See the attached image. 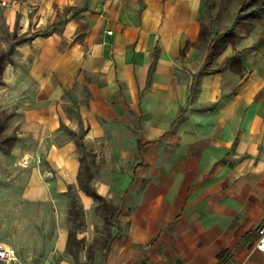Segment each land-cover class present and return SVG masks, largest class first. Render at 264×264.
Wrapping results in <instances>:
<instances>
[{
	"label": "crops",
	"instance_id": "crops-1",
	"mask_svg": "<svg viewBox=\"0 0 264 264\" xmlns=\"http://www.w3.org/2000/svg\"><path fill=\"white\" fill-rule=\"evenodd\" d=\"M18 1L2 8L6 24L49 34L17 43H26L31 69L14 79L40 82L50 130L62 123L76 135L63 149L48 141L38 151L57 173L59 204L64 174L85 212L78 248L65 214L48 254L59 264L99 257L87 247L104 220L79 185L84 165L117 211L106 264H264L255 247L264 222V43L253 31L238 38L243 20L234 45L206 67L219 71L201 72L210 48L201 29L211 38L227 32L248 0ZM231 1L237 9L228 16ZM237 53L238 73L223 66ZM0 55L4 80L19 64ZM67 92L76 101L64 111L57 101ZM0 243L15 252L0 264H30L19 245Z\"/></svg>",
	"mask_w": 264,
	"mask_h": 264
},
{
	"label": "rangeland",
	"instance_id": "rangeland-1",
	"mask_svg": "<svg viewBox=\"0 0 264 264\" xmlns=\"http://www.w3.org/2000/svg\"><path fill=\"white\" fill-rule=\"evenodd\" d=\"M227 7L229 16L237 9V4L231 1ZM4 12L0 7V53H7L4 61L17 57L15 64L19 66L14 65L9 77L4 80L3 73L0 75V186L5 188L0 189L4 201L0 208V240L19 245L25 262L59 264V259L51 257L47 251L52 245L56 222L66 214L70 235L68 242L72 250L73 237L85 225V212L79 203L75 185L67 183L64 174L61 179L70 186L67 185L66 198L59 204L56 200L59 196L53 194L56 191L53 181L57 179V173L38 151L41 146L48 148V141L63 149L75 140L76 135L62 123L55 126V130H50V118L42 115L50 106V94L41 87L40 82L33 83L29 77L19 82L14 79L17 78L18 69H31V59L24 58L25 52L21 50L26 43H17L37 36L47 37L49 30L24 33L18 24L11 28L6 24ZM252 31L256 32L255 41L259 39L257 42L264 43V12L260 18L247 17L237 28V36L244 37ZM255 44L252 46L254 49L258 45ZM73 97L72 92L64 93L57 103L65 111L69 101H76ZM42 143H46V146ZM55 146H51V150H55ZM76 151L79 152L77 147ZM95 202L98 203L95 214L103 218L104 224L101 228L95 226V241L87 247L96 249L99 257L87 258V264H101L105 260L117 213L107 203ZM73 260L78 261V258Z\"/></svg>",
	"mask_w": 264,
	"mask_h": 264
},
{
	"label": "trees",
	"instance_id": "trees-1",
	"mask_svg": "<svg viewBox=\"0 0 264 264\" xmlns=\"http://www.w3.org/2000/svg\"><path fill=\"white\" fill-rule=\"evenodd\" d=\"M261 11H264V0H248L241 4L239 13L237 14L233 26L225 33L219 34L214 38H211L209 35V32L207 28H202L200 37H205V39H209V54L207 57L206 65L201 69V72H218L219 70L216 69H207L206 67H209L214 59L218 57L225 48L231 44L234 45L236 40L235 30L236 27L239 26L243 20H245L247 17L252 18H260ZM245 12H248L247 14ZM78 14V13H77ZM77 14L73 15V18L77 16ZM26 39H22L21 41H25ZM224 67L229 68L233 72H240L243 71V66L240 60V57L238 53L233 56L232 58L227 59L224 64ZM3 70V55H0V75ZM1 82V79H0ZM79 185L81 189L89 196H91L95 201H98L100 203H103L106 205L104 199L95 191V189L91 186L90 183V177L87 173V168L83 165V168L81 167V171L79 173ZM70 238V235L69 237ZM76 248H78V243H75ZM222 255L219 256V261H222Z\"/></svg>",
	"mask_w": 264,
	"mask_h": 264
},
{
	"label": "built area",
	"instance_id": "built-area-1",
	"mask_svg": "<svg viewBox=\"0 0 264 264\" xmlns=\"http://www.w3.org/2000/svg\"><path fill=\"white\" fill-rule=\"evenodd\" d=\"M18 3H19L18 0H0V7L6 8V7L17 6ZM29 12L32 11L30 10ZM111 33H112L111 31L108 32V34ZM255 247L259 252L264 253V222H262L258 228V240L255 244ZM13 259H15L14 250L0 243V260H13Z\"/></svg>",
	"mask_w": 264,
	"mask_h": 264
},
{
	"label": "water",
	"instance_id": "water-1",
	"mask_svg": "<svg viewBox=\"0 0 264 264\" xmlns=\"http://www.w3.org/2000/svg\"><path fill=\"white\" fill-rule=\"evenodd\" d=\"M101 264H106V259H105V260H103V262H102Z\"/></svg>",
	"mask_w": 264,
	"mask_h": 264
}]
</instances>
